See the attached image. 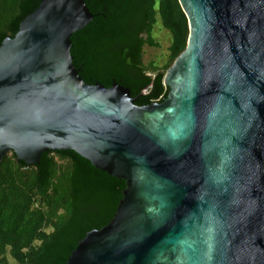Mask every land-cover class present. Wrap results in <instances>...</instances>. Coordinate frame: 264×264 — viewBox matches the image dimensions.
I'll list each match as a JSON object with an SVG mask.
<instances>
[{
	"label": "water",
	"instance_id": "obj_1",
	"mask_svg": "<svg viewBox=\"0 0 264 264\" xmlns=\"http://www.w3.org/2000/svg\"><path fill=\"white\" fill-rule=\"evenodd\" d=\"M177 2L161 102L79 76L86 0H40L0 42V160L70 149L125 183L64 264H264V0Z\"/></svg>",
	"mask_w": 264,
	"mask_h": 264
},
{
	"label": "trees",
	"instance_id": "obj_2",
	"mask_svg": "<svg viewBox=\"0 0 264 264\" xmlns=\"http://www.w3.org/2000/svg\"><path fill=\"white\" fill-rule=\"evenodd\" d=\"M40 0H0V42ZM93 15L70 35L71 54L89 84L128 85L136 105L161 102L163 73L183 50L187 22L177 0H86ZM159 19L170 34L167 58L143 64L142 47H156ZM123 179L95 168L73 150H45L27 166L12 151L0 160V264H64L84 234L113 216Z\"/></svg>",
	"mask_w": 264,
	"mask_h": 264
},
{
	"label": "rangeland",
	"instance_id": "obj_3",
	"mask_svg": "<svg viewBox=\"0 0 264 264\" xmlns=\"http://www.w3.org/2000/svg\"><path fill=\"white\" fill-rule=\"evenodd\" d=\"M152 36L158 43V46L149 47L144 45L142 47L141 61L143 64H146L149 61H154L157 65H161L167 58V45L170 42V34L160 25L159 19L156 21L152 30ZM10 259H8L9 262L15 264L14 261Z\"/></svg>",
	"mask_w": 264,
	"mask_h": 264
}]
</instances>
